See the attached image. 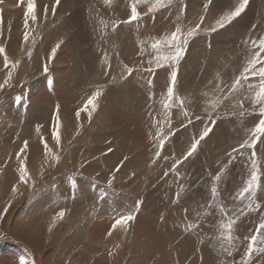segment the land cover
<instances>
[{
    "label": "rangeland",
    "instance_id": "374dc122",
    "mask_svg": "<svg viewBox=\"0 0 264 264\" xmlns=\"http://www.w3.org/2000/svg\"><path fill=\"white\" fill-rule=\"evenodd\" d=\"M132 2L35 0L37 19L29 17L25 28L27 0H0V83L12 73L0 91V264H19L20 257L31 264H244L247 238L264 217V137L254 149L239 148L260 118L253 103L259 77L241 74L264 39V0H249L239 17L214 32L216 20L239 0H173L151 13L141 3L140 19L129 24ZM201 17L183 58L157 67L155 57L170 50L152 49L154 38L177 25L186 33ZM173 71L174 92L187 98L188 116L175 105L170 112L163 107ZM195 71L184 87L181 77ZM237 78L241 84L233 90ZM97 89L96 110L77 118ZM212 101H220L215 110ZM57 106L59 145L52 135ZM205 127L208 136L185 158ZM253 151L259 210L249 209L248 194L240 196ZM21 162L30 175L26 184L19 179ZM128 214L134 219L126 230L117 227L108 236L115 219ZM229 219L236 221L232 257L220 239ZM189 224L197 227L189 231ZM248 264H264V253Z\"/></svg>",
    "mask_w": 264,
    "mask_h": 264
},
{
    "label": "snow or ice",
    "instance_id": "6c2138e0",
    "mask_svg": "<svg viewBox=\"0 0 264 264\" xmlns=\"http://www.w3.org/2000/svg\"><path fill=\"white\" fill-rule=\"evenodd\" d=\"M173 0H133V2L130 5V18L125 21L126 23H132L134 21H138L140 19L141 13L137 9V5L144 3L148 4L147 11L149 13L155 12L157 9L167 7L171 5ZM56 5H59L60 0H55ZM105 4L110 5L112 3V0H104ZM249 0H239L238 6L234 8V10L229 11L225 14L222 15L221 18H218L216 20L215 26H212L210 28L211 31H216L217 27L218 28H223L225 27L226 24L231 23L232 20L235 18L239 17L241 13L245 10L246 6L248 5ZM47 9H45V12ZM55 12V7H53V13ZM31 18L32 21H35L37 19L36 15V4L35 0H27V11L25 13V23L24 26L25 28L28 27V18ZM203 24V17L200 18L199 23H197L195 26L192 28L188 29L186 33L182 30V28L177 25L174 29V31L170 32L169 34H166L162 39L154 38V42L151 43V48L156 50L157 52L160 51L162 44L167 45L170 52L168 55H157L155 57L154 63L156 64L157 67H163L164 64L171 62V63H178L184 56L185 51H186V46L189 43V40L193 37L196 36L197 32L200 30L201 25ZM207 31V30H206ZM24 42L27 43L29 39V34L25 33L24 34ZM61 41L60 43H57L52 49H51V55L49 59L54 58L56 55L57 50L60 48ZM145 43H147L145 41ZM254 45L256 44L255 41L252 42ZM4 48H0V54L4 53ZM262 54H264V39L259 40L258 46H256L254 49L251 50L250 53V59L248 60L247 67L244 69V72L241 74V77L244 80L248 79V73H251L253 76H258L259 77V87L258 91L254 92L253 96V103L255 105H258V109H254V111H258L259 114V119L258 122L255 124L253 128L249 130L250 132V138L246 139L244 142H242L239 145V148H251L254 149L256 147V144L261 140V137H264V59L261 58ZM153 61H149V63H152ZM18 61L16 63H11V67L15 68L18 65ZM10 65V61L8 60L7 56L4 57V67L8 68ZM258 65H260L258 67ZM125 71L127 72L128 75L132 74V69H129L127 65L124 66ZM149 71H152V69H148ZM48 71L47 64L44 65V72ZM12 73L8 72L7 78L4 80L3 83H0V91L3 90L6 84L9 83L11 80ZM177 80V72L173 71L171 73V86L167 88L166 91V98L162 102L163 107L165 110H170L172 107L175 105L178 107L181 112L183 113L184 116H188V112L185 109V103L187 98L186 97H180L175 94L174 89H175V84ZM149 85H151L152 81H148ZM241 84V79L237 78L233 85L232 88L233 90L236 89L237 86ZM250 87H252L250 85ZM102 95V92L97 89L94 91L87 99L85 100L83 107L81 108L80 111L76 112L77 118L80 117L81 111L87 112L89 118L92 115V112L96 110V101L98 98ZM205 95H207L205 93ZM17 103H19V100H17ZM212 108L215 110L217 107V104L220 103V101H212ZM239 107L243 109L244 105L242 102H238ZM59 107L57 106L56 114L54 116V119L56 121L55 129L52 133L53 138L55 139L57 145L60 143V137L58 134V128H59ZM245 113L243 111L240 112V115L243 116ZM199 119V117H197ZM189 123H191V120H189ZM214 123V121H213ZM211 131L210 128L205 127L203 131L200 133L199 138L193 139V142L191 143L190 149L187 151L185 158L188 156H191L197 149L199 143L201 140H203L205 137L208 136L209 132ZM164 141L161 139L160 147L163 148ZM28 142L24 141V148H27ZM45 155L47 156L48 154V147L47 144L45 143ZM24 149H21V152H23ZM233 151H238V149H233ZM157 156H159V153H157ZM229 156H231V153H229ZM252 156V168L253 171L251 172V178L248 180L247 185L244 187L243 191L240 193V196L243 197L245 194H248L251 198V202L249 203L248 207L250 210L255 208L256 210H259L260 205L255 203L256 200V195L257 191L260 189V175H259V166L256 162V152L253 151L251 153ZM53 159L58 163L59 162V156H53ZM119 169H117L118 171ZM30 178L29 172L27 171L26 165L21 162L20 166V175L19 179L21 183H27ZM215 180H220V176L216 175L214 177ZM109 186H111V180L108 181ZM13 192H16L17 189L14 186L12 189ZM211 194L212 197L215 198L218 195V189L216 186H213L211 188ZM10 207V205H9ZM208 207H212L211 204L208 205ZM221 211L223 212V206H220ZM8 207H5L4 213H7ZM65 213L63 211L58 213V218L63 219ZM2 219V217H0ZM134 219V216L131 214L128 215H120L115 219V222L112 224V230H110L107 235L111 236L112 232L116 230L117 227H122L125 228L128 225L130 221ZM236 221L229 219L228 223L221 225L222 229L225 231L221 233L220 239L222 241H226L227 243L221 244V250L223 253H226L228 257L233 256V251L232 248L235 247L234 245V236L232 235L233 232V227L235 225ZM55 224L53 223V227ZM197 227L196 224H189L187 225L188 230H192L193 228ZM49 231H51V228H49ZM259 252V253H264V217L260 218V222L258 224V227L255 229V234L251 235L247 238V247H246V252H245V259H244V264H248V262L251 260L252 256L254 253ZM19 264H31V261L25 259L24 257L19 258Z\"/></svg>",
    "mask_w": 264,
    "mask_h": 264
},
{
    "label": "bare ground",
    "instance_id": "6f19581e",
    "mask_svg": "<svg viewBox=\"0 0 264 264\" xmlns=\"http://www.w3.org/2000/svg\"><path fill=\"white\" fill-rule=\"evenodd\" d=\"M208 65V64H207ZM206 66V65H205ZM207 67V66H206ZM207 69V68H206ZM207 71V70H206ZM205 72V71H204ZM203 72V73H204ZM195 73H196V71L195 72H193L191 75H183L184 77L182 78L181 77V79H182V82L183 83H185L184 84V87H186V85L187 86H189L191 83H192V79H193V77H194V75H195ZM199 74V73H198ZM205 74V73H204ZM207 74H209L210 75V72H208L207 71ZM208 76V75H207ZM202 78V77H201ZM211 78H212V76H211ZM208 79V78H207ZM209 80V79H208ZM212 80V79H211ZM198 84H199V82H198ZM201 84V83H200ZM36 150V149H35ZM52 156V155H51ZM49 160H50V158H49ZM46 163V162H45ZM51 163V162H50ZM44 164V163H43ZM43 164H42V166H43ZM47 164V163H46ZM86 232V231H85ZM84 232V234H83V237L87 240V241H89L90 243H92V240L90 239V240H88L89 238H88V231L85 233ZM93 244H95V243H93Z\"/></svg>",
    "mask_w": 264,
    "mask_h": 264
}]
</instances>
